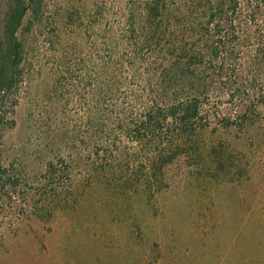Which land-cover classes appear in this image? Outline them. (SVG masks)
Masks as SVG:
<instances>
[{"label": "trees", "instance_id": "16d2710c", "mask_svg": "<svg viewBox=\"0 0 264 264\" xmlns=\"http://www.w3.org/2000/svg\"><path fill=\"white\" fill-rule=\"evenodd\" d=\"M47 6L0 3V244L23 216L51 214L29 190L63 186L79 163L109 179L117 170L122 189L146 182L157 192L178 157L229 180L264 161V0H66L55 27L45 25L51 48L65 46L55 65L65 70L66 123L24 166L6 160L3 138L17 126L37 48L26 34L44 26Z\"/></svg>", "mask_w": 264, "mask_h": 264}, {"label": "rangeland", "instance_id": "374dc122", "mask_svg": "<svg viewBox=\"0 0 264 264\" xmlns=\"http://www.w3.org/2000/svg\"><path fill=\"white\" fill-rule=\"evenodd\" d=\"M46 3L44 26L26 34L37 48L31 46L32 75L17 108V126L3 138L6 160L20 167L26 154L54 144L58 136H52L59 132L53 131L66 123L60 108L66 88L57 80L65 70L55 65L65 46L51 48L54 32L45 26L55 27L58 7L66 0ZM75 41L79 45L81 39ZM52 101H57L55 110ZM75 101L76 96L68 107L76 108ZM34 161L29 160L28 171L37 169ZM236 168L229 175L235 176ZM247 169L239 178L223 179L178 157L156 192L147 190L146 182L136 184V191L122 189L117 170L109 179L79 163L63 186L29 190L31 202L45 201L51 214L23 216L4 231L0 264H264V161Z\"/></svg>", "mask_w": 264, "mask_h": 264}]
</instances>
